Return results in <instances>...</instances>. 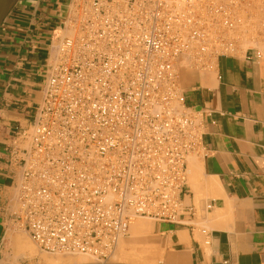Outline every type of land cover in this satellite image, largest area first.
<instances>
[{"label": "built area", "instance_id": "obj_1", "mask_svg": "<svg viewBox=\"0 0 264 264\" xmlns=\"http://www.w3.org/2000/svg\"><path fill=\"white\" fill-rule=\"evenodd\" d=\"M255 9L264 17V0H68L34 121L4 149L20 169L11 225L42 253L96 264L137 218L192 226L183 195L202 113L181 70L235 55Z\"/></svg>", "mask_w": 264, "mask_h": 264}, {"label": "crops", "instance_id": "obj_2", "mask_svg": "<svg viewBox=\"0 0 264 264\" xmlns=\"http://www.w3.org/2000/svg\"><path fill=\"white\" fill-rule=\"evenodd\" d=\"M67 3L19 0L0 26V264H23V256L7 257L20 169L7 163L4 149L16 127L34 121ZM186 70V105L202 113L203 151L188 159L183 198L198 213L192 226L147 222L132 244L155 264L163 252L155 228L169 244L162 264H264V49L240 46L218 56L213 73Z\"/></svg>", "mask_w": 264, "mask_h": 264}, {"label": "rangeland", "instance_id": "obj_3", "mask_svg": "<svg viewBox=\"0 0 264 264\" xmlns=\"http://www.w3.org/2000/svg\"><path fill=\"white\" fill-rule=\"evenodd\" d=\"M255 4H257V3H255ZM248 28L240 30L241 33L239 32L240 33V40H241L240 41V45L244 49L257 48V47L260 48V49H264V17L260 14L258 9L254 10V16L251 18V27L249 29ZM186 69L187 68H182V70H181L182 83H183V77H184L183 75H184L185 72H187ZM206 71L210 72V73L214 72L212 70L211 71L210 70L209 71L206 70ZM200 72H202V71H200ZM140 220H142V221H140ZM135 222H136L137 225L142 224V223L146 224L148 222V223H151V225H153V226H154L155 223H157V221H154V220H151V219H148V218H138V219H136V221H134V223ZM15 231H16V232H14L15 235H17V236H19L21 238H28L29 239V237L25 234V232L23 230H21V229L17 230L16 229ZM139 234H136L134 232L133 236L136 237ZM152 236H153V238L156 241H159V243H161V248H162V250L164 252V253L162 252L161 257L157 260V262L155 264H162L163 261H169L168 257H167V248L169 247V244L166 242V237L163 236L162 234H159L157 231H155V228H154V231L152 233ZM169 239H171V236H170ZM124 240H126L127 243H129V242H133L134 239H131V241H130V235L128 233V235L124 238ZM29 241H30V239H29ZM125 248L127 250L131 249L128 246H126ZM133 248H134L135 253L138 254L136 252V246H134ZM35 253H36L35 254L36 257L34 259H32V260H29V259L27 260L26 257L25 258L23 257L22 258L23 264H48V263L52 264V263L49 262V260H47V258L51 259L50 256H49L50 254H46V253H42L41 254L36 246H35ZM45 255H47V256H45ZM20 256H22V255L19 254L18 257H20ZM62 256H64V255H62ZM7 257H8V260H12L13 259L14 255H13L11 250H8ZM51 257L56 258L58 256H56V255L52 256L51 255ZM139 258H140V264H147L148 263L147 261H145L143 259V257L141 255H139ZM149 264H152V263L150 262Z\"/></svg>", "mask_w": 264, "mask_h": 264}, {"label": "bare ground", "instance_id": "obj_4", "mask_svg": "<svg viewBox=\"0 0 264 264\" xmlns=\"http://www.w3.org/2000/svg\"><path fill=\"white\" fill-rule=\"evenodd\" d=\"M198 166H199V164H198ZM187 167H188V165H187ZM140 221H142V220H140ZM144 229H145V223H142V224H139V225H137L136 222L133 223L131 225V227H130V230H129L130 241H131V239L134 238V236H133L134 232L136 234H139ZM14 232H16V231H14ZM8 237H9V240H8V243H7V247H8L9 250L12 251V253L14 255L13 259L12 260H9V261L16 260L17 257L19 256V254H21L24 258L26 257L27 260L28 259L29 260H32V259H34L36 257V255H35L36 254L35 253V246L36 245H34L31 240L29 241L28 238H21V237H19L17 235H13L12 236L11 234ZM126 246H128L131 249L130 250H127L125 248ZM133 247H134V245L132 244V242L127 243V241L124 240V238L121 239L120 242H119V244H118L117 251L110 258V261H109L108 264H140L139 255L135 253ZM40 253L42 254V252H40ZM22 256H20V257H22ZM45 256H47V255H45ZM49 256H50L51 259H48L47 258V260H49V262L52 263V264H96L95 262H93L89 258H86V257H83V256H79V255H64V256H62V255H56V256H58L56 258L51 257V255H49Z\"/></svg>", "mask_w": 264, "mask_h": 264}, {"label": "water", "instance_id": "obj_5", "mask_svg": "<svg viewBox=\"0 0 264 264\" xmlns=\"http://www.w3.org/2000/svg\"><path fill=\"white\" fill-rule=\"evenodd\" d=\"M19 0H0V26L2 25L5 17L10 12L12 7L18 2Z\"/></svg>", "mask_w": 264, "mask_h": 264}]
</instances>
